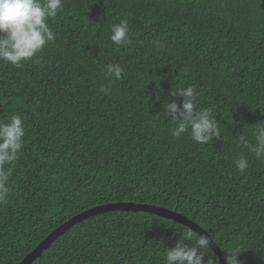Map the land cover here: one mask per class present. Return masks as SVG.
<instances>
[{"label":"trees","instance_id":"16d2710c","mask_svg":"<svg viewBox=\"0 0 264 264\" xmlns=\"http://www.w3.org/2000/svg\"><path fill=\"white\" fill-rule=\"evenodd\" d=\"M122 19L131 43L117 46ZM49 25L56 38L35 57L19 68L0 60V119L20 115L25 128L0 203V264L85 209L127 201L186 215L229 262L239 251V264H264V159L239 144L264 124V0H63ZM108 63L122 79L106 78ZM188 86L220 125L206 144L190 130L171 135L164 105L179 106L169 93ZM186 229L150 212L97 213L31 264H165Z\"/></svg>","mask_w":264,"mask_h":264},{"label":"clouds","instance_id":"9594fccd","mask_svg":"<svg viewBox=\"0 0 264 264\" xmlns=\"http://www.w3.org/2000/svg\"><path fill=\"white\" fill-rule=\"evenodd\" d=\"M62 8L63 0H0V60L19 68L24 61L40 53L47 43L56 38L49 20L54 19ZM110 40L117 46L131 43L126 19L112 26ZM156 47L163 48L164 45L156 42ZM123 72L120 64L108 63L104 66L106 78L120 80ZM108 90V86L104 85L99 89L102 93ZM169 95L183 97L179 106L175 101L164 105L165 114L173 125L171 135L174 138L190 130L192 140L206 144L220 136V125L212 111L197 110L198 93L194 87L177 88ZM253 135L254 143L241 135L239 144L253 153L256 159H264V124H256ZM24 136L25 128L20 115L13 114L7 121L0 119V203L7 201L11 165L20 155ZM234 163L240 172L248 168V161L242 153ZM209 244V236L197 234L194 238L193 231L186 229L172 247L165 248V264H217L216 258L208 255ZM238 253L235 251L231 261L227 259V264H239L236 259Z\"/></svg>","mask_w":264,"mask_h":264},{"label":"water","instance_id":"95a60500","mask_svg":"<svg viewBox=\"0 0 264 264\" xmlns=\"http://www.w3.org/2000/svg\"><path fill=\"white\" fill-rule=\"evenodd\" d=\"M144 211L150 212L153 214L160 215L167 219H172L180 222L181 224L189 227L191 230L196 232L197 234H202L210 237L209 246L219 258L221 264H227V260L221 250V248L217 245L214 239L211 237L210 233L206 231L202 226H200L197 222L187 217L184 214H181L177 211L168 209L163 206L148 204L143 202H108L100 205L93 206L91 208L85 209L69 219L65 220L63 223L55 227L50 233L46 235L31 251H29L17 264H31L36 258L42 255L43 250L49 247V245L63 232L69 229L74 224L82 221L83 219L95 215L97 213H103L107 211Z\"/></svg>","mask_w":264,"mask_h":264}]
</instances>
